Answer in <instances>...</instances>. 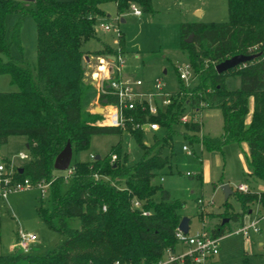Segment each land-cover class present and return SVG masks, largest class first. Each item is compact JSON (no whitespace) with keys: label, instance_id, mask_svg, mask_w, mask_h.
I'll return each instance as SVG.
<instances>
[{"label":"trees","instance_id":"trees-1","mask_svg":"<svg viewBox=\"0 0 264 264\" xmlns=\"http://www.w3.org/2000/svg\"><path fill=\"white\" fill-rule=\"evenodd\" d=\"M113 2L119 16L129 13L132 3L141 8L142 14L155 13L152 0H35L31 10L23 1L0 0V76L8 74L10 82L19 88L0 91V148L10 136L27 137L30 158L17 169L14 179L28 178L34 184L56 179L47 192L51 208L41 203L37 212L45 225L64 238L42 255H0V264H152L163 258L168 248L174 250L184 205L173 200L157 179L172 172L170 154L187 100L191 106L203 101L205 110L220 111L223 133L219 137L202 135L200 139V125L185 124L181 125L184 138L191 145L202 143L205 150L221 154L226 145L247 143L249 175L264 185V0H227V21L181 24L180 49L189 55L194 79L190 87L185 86L175 68L178 89L184 97L150 118L165 130L164 136L159 139L154 134V142L146 145L142 131L129 128L127 132L143 151L140 161L130 165L118 141L99 159L95 154L87 162L71 163L75 170L68 189H63L67 182L54 169V161L67 143L71 142L73 154L79 153L91 147L95 135L124 131L99 125L104 115L88 110L96 90L87 79V62L92 56L117 52L106 43L97 51H88L85 46L91 40H100L98 19L107 17L102 6ZM20 13L30 14L37 26L33 69L10 55L13 45L23 49L20 24L8 38L5 19L8 14ZM192 35V42L187 43ZM120 44L123 48V37ZM239 54L256 56L224 73L217 72L219 63ZM6 56L9 59L4 61ZM251 98L253 113L247 123ZM99 99L102 104L105 99L108 104L117 101L110 94H101ZM114 155L116 160L112 161ZM234 195L242 212L233 213L228 220L242 226L251 204L257 201L264 206V192L259 196L236 190ZM135 200L141 203V209L133 207ZM230 221L220 222L212 233H229ZM262 259L264 264V254ZM242 264L253 263L245 257Z\"/></svg>","mask_w":264,"mask_h":264},{"label":"rangeland","instance_id":"rangeland-1","mask_svg":"<svg viewBox=\"0 0 264 264\" xmlns=\"http://www.w3.org/2000/svg\"><path fill=\"white\" fill-rule=\"evenodd\" d=\"M71 1V0H59ZM26 8L33 9L32 2H24ZM155 13H145L141 17L129 15L120 22L119 27L125 36V46L127 54L125 55V67L134 71L137 75L144 79L163 78L167 81L169 88L176 86V72L174 64H184L189 62V55L186 51L180 49L181 34L180 27L183 23H209L223 22L228 17L227 0H152ZM105 9L111 14L115 13V5L112 3L104 4ZM108 21L114 22L111 19ZM20 24V37L23 49L18 46L11 47L10 55L18 62L29 63L32 69L37 61V26L30 14H8L5 19L7 25V37H11V33L17 24ZM98 22L96 30H103ZM100 33V32H98ZM97 33V35H98ZM107 40L114 46L118 44V38L114 35V41ZM88 49L98 47V41H89ZM121 45V44H120ZM122 47V46H121ZM4 61L9 57H3ZM97 57L92 56L87 62V79L92 84V74L98 71ZM165 70L168 71L165 74ZM125 71V70H124ZM105 84H107L105 82ZM93 85V84H92ZM95 100L91 102L88 110L95 112V107H101L103 104L99 99L96 87ZM19 88L10 82L8 74L0 76V91L12 92ZM96 113V112H95ZM222 116L218 111L210 110L205 112L203 125L206 130L213 135H219L222 127ZM178 135L174 138L173 153L166 149V153L170 154L172 162V174L165 173L159 177L157 181L163 185V188L171 192L172 198L184 203L182 213L191 219V232H196L204 224L200 215L203 213L197 205L198 199L204 202L213 201L212 206H207L205 214L206 225L209 228L216 227L224 219L232 218L233 211H238L241 205L235 200V196L230 198L233 208L225 207V195L222 189L223 185H229L231 188L247 182L246 177L249 176L245 172V152L239 144H229L224 148L223 154L216 151H207L203 149L201 144L195 143L191 145L183 136L185 129L179 125ZM165 130L158 133L148 132L143 134L142 142L144 144H152L154 142V134L161 139ZM121 141L123 153L128 156V163L133 165L140 161L143 151L137 144L134 136L127 131L122 134H101L93 136L89 150L83 152H75L71 162L76 160L89 159L91 154L106 155L111 148ZM188 145L194 152L188 155L183 146ZM0 154L4 157L9 156L13 162L20 164L18 155L20 152H28L25 146L24 138L13 135L9 138L8 143L0 148ZM196 153V154H195ZM5 163L4 161H0ZM10 167V166H8ZM58 174L66 177V171H58ZM188 174L194 175L189 177ZM203 174L201 180L196 175ZM163 178V180H162ZM249 177V194L259 195L262 191L258 187L259 180ZM252 180V181H251ZM70 180L64 185L63 189H68ZM260 196V195H259ZM157 199L159 196L156 197ZM44 207L51 208L50 195L37 189L25 190L10 194L5 202H0V255H11L21 253L16 250V234L18 229L33 232L37 235L38 244L32 255H42L43 253L54 249L58 244L63 242L64 238L58 232H53L47 225L40 220L37 207L40 204ZM256 204L254 202L251 207ZM216 214L213 212H219ZM217 216V217H216ZM230 221V220H229ZM218 223V224H217ZM229 225L232 230L241 227L240 223L231 220ZM260 232L251 233L250 241H246L243 235L233 233L224 237L220 242V255L216 264H242L245 255H250L253 264H263L262 254L264 253V221L260 222ZM231 230V231H232ZM263 247V249H261ZM20 264H28L22 261Z\"/></svg>","mask_w":264,"mask_h":264},{"label":"built area","instance_id":"built-area-1","mask_svg":"<svg viewBox=\"0 0 264 264\" xmlns=\"http://www.w3.org/2000/svg\"><path fill=\"white\" fill-rule=\"evenodd\" d=\"M129 12L135 16H141V8L132 3ZM120 18H115L114 22L101 23L100 26L107 32H111L113 36L118 38L116 46V54L112 55L114 61L109 59V56H99L97 58L98 65L95 73L92 74V84L96 87L99 98L101 94H110L117 98L116 103L103 105L104 119L99 125L109 127H120L124 131L130 129L141 130L142 133L154 132L158 133L162 130L160 124L151 121V116H158L160 112L165 111L169 106L175 102L180 101L184 96L179 92L178 83L175 89H170L164 79L157 78L151 82H145L141 78L129 77L124 74L125 69V53L120 45L122 31L119 27ZM177 75L185 86L190 87L194 79V69L189 62L184 64H177ZM105 82L107 84H105ZM109 87V91L106 90ZM207 104L203 101L195 102L191 106L187 100L185 102V111L180 116L181 125L198 123L201 127L199 132L200 139L203 135V118ZM129 113V114H128ZM202 147L203 144L200 143ZM183 150L188 155H193L194 152L188 145L183 146ZM19 159L24 161L30 158L29 153H20ZM95 154L90 155L93 159ZM116 160V156H112V161ZM75 168L71 165L66 171V182L71 179ZM17 168L14 166L8 167L7 164L0 162V201H7L10 194L17 192H24L25 190L37 189L41 194L45 195L49 188L56 180L55 178L49 181L42 180L33 183L30 179L20 181L14 179ZM191 175V174H188ZM97 177V176H95ZM237 191L247 193L250 188L247 183L240 184L236 187ZM204 218V213L207 211V206H212L213 201L204 202L203 199L197 200ZM133 207L142 208L141 203L135 200ZM147 215V213H144ZM264 221V206L260 204L259 209L253 212L248 220L237 230L229 231L223 235H214L211 230L207 228L206 222L203 220V226L196 232L184 233L177 227L175 237L177 238V246L174 250L168 248L163 258L152 264H185L187 261L190 264H213L215 258L220 254L221 240L229 236V234L237 233L243 235L245 238H250L251 233L260 232V222ZM17 249L27 255L32 253L39 241L37 235L33 232L24 231L19 228L17 232ZM178 248H180L178 250ZM113 264H122L119 261ZM144 264V263H140Z\"/></svg>","mask_w":264,"mask_h":264},{"label":"crops","instance_id":"crops-1","mask_svg":"<svg viewBox=\"0 0 264 264\" xmlns=\"http://www.w3.org/2000/svg\"><path fill=\"white\" fill-rule=\"evenodd\" d=\"M112 4H114L115 5V3L113 2ZM105 5L103 4V9H104V11L106 12V14H107V17H101V18H99L98 19V22L99 23H110V21H108V19H111L112 21H114V19L115 18H120V22H122V23H125L126 22V20H124V18H126L127 16H129V15H133V14H131L130 12L129 13H125V14H122V15H118L117 14V5H115V9H116V11H115V13H113V14H111L110 12H108L106 9H105V7H104ZM144 14H142L141 16H143ZM133 16H135V15H133ZM141 16H136V17H141ZM123 20H124V22H123ZM103 29V28H102ZM122 31V30H121ZM97 32H100V33H98V37L100 38V40L98 41V47L97 48H95V49H88V44L90 43V42H88L87 44H86V46H85V48L88 50V51H97V50H99V49H101L103 46H102V43H106V44H108L112 49H114V48H116V46H114V44L115 43H113V45L107 40V38H109V39H111L110 38V36L112 37V40L114 41V36H113V34L111 33V32H107V31H105L104 29L101 31H99V30H97ZM122 36H123V33H122ZM123 40H124V46H123V48H122V50L124 51V53H125V55L127 54V51H126V46H125V36L123 37ZM97 41V40H96ZM110 56H112V55H109V57ZM90 61V60H89ZM174 66V70H175V68H176V65L174 64L173 65ZM125 71H124V74L125 75H127V76H129V77H135V78H141V79H143L145 82H151L152 83V81H154L155 79H153V80H146V79H144V78H142L141 76H139V75H137L134 71H132V70H128L126 67H125V69H124ZM168 73V71L167 70H165V74H167ZM167 82V81H166ZM176 85H177V81H176ZM169 87V86H168ZM175 88H176V86H175ZM175 88H173V89H175ZM171 89V88H170ZM172 89V90H173ZM253 104H254V102H253V98H251V100H250V110H251V113H250V115L248 116V118H247V123H249L250 122V120H251V116H252V113H253ZM102 108H103V113H104V107L103 106H101ZM101 107H95L94 108V111L97 109V108H101ZM211 111L212 110H215V109H210ZM210 110H208L207 111V114L210 112ZM215 111H218V110H215ZM220 114H221V112L220 111H218ZM102 113V114H103ZM104 115V114H103ZM222 116V115H221ZM222 122H223V120H222ZM222 126H223V123H222ZM202 127H203V135H206V136H212V137H219L220 135H222V133H223V129L220 131L221 133L219 134V135H213L212 133H209L207 130H206V127L204 126V125H202ZM223 128V127H222ZM11 137V136H10ZM9 137V138H10ZM21 137H23L24 138V142H25V146H26V148H27V137L26 136H21ZM93 138V137H92ZM9 140V139H8ZM148 145V144H147ZM241 148L244 150V152H245V155L246 154H248V150H249V148H248V144L247 143H242V145H241ZM28 149V148H27ZM203 149H205L204 147H203ZM1 150V149H0ZM89 150V149H88ZM20 153H24V152H20ZM26 153H29V152H26ZM196 154V153H195ZM97 155H99V154H97ZM245 155H244V157H245ZM99 156H101V155H99ZM19 158V157H18ZM20 160V159H19ZM87 160H89V159H85V160H83V159H81V160H79V161H84V162H87ZM245 172H246V174L247 175H249V170H248V167H247V158L245 157ZM0 161H4L5 162V164H7L8 166H14L15 168H20V167H22V165L24 164V161H22V160H20V164H16L15 162H13V160L9 157V156H7V157H4L3 155H1L0 154ZM171 169H172V167H171ZM173 172H171V174H172ZM189 177H194V175H188ZM198 178H200L201 180L203 179V177H204V175L203 174H198V175H196ZM249 177H250V175L249 176H247L246 177V179H247V182H245V183H247L248 184V186H249ZM252 179V178H251ZM162 180H163V178H162ZM252 181V180H251ZM259 182V184H258V187L261 189V191L262 192H264V185L260 182V181H258ZM161 184V183H160ZM162 185V184H161ZM162 187H163V185H162ZM231 188V187H230ZM232 190H233V193H232V195H230L229 197H228V200H226L225 199V202H229L228 204V206L230 207V208H233L234 209V206H233V204H231L230 203V198L232 197V196H235L234 194H235V189L234 188H232ZM169 191V190H168ZM170 192V191H169ZM170 194H171V192H170ZM171 198H172V195H171ZM173 199V198H172ZM173 200H175V199H173ZM235 200H236V197H235ZM178 201V200H177ZM237 202H238V200H236ZM1 202V201H0ZM4 202V201H3ZM6 202V201H5ZM181 203V202H180ZM239 203V202H238ZM225 204V203H224ZM260 204L261 203H259V204H256V206H252L251 208H250V210H249V212L247 213V214H245L244 215V217H243V219H244V221H246V220H248V217L251 215L252 216V214H253V212H255L257 209H259V206H260ZM183 205H184V203H183ZM241 205V204H240ZM185 206V205H184ZM225 207L227 208V206L225 205ZM184 208V207H183ZM240 209H237L238 211H233V212H235V213H238V212H242V206L241 207H239ZM213 213H216V214H221L222 212L221 211H219V212H213ZM183 214V213H182ZM183 216H187V215H184L183 214ZM187 217H189V216H187ZM217 217V216H216ZM190 219V218H189ZM202 220H204L205 222H206V220H205V215H204V218H202ZM190 221H191V219H190ZM191 223H192V221L190 222V226H191ZM218 224V223H217ZM207 228L209 229V230H213V228H209L208 226H207ZM190 230H191V227H190ZM38 238V237H37ZM245 240L246 241H250V238H245ZM16 241H17V234H16ZM38 244H40V242L38 243ZM16 250H18L17 249V243H16ZM180 248H178V250H179ZM261 249H263V247H261ZM264 254V253H263ZM220 255V254H219ZM245 257H249L250 259H251V257H250V255H245ZM218 258H219V256L217 257V258H215V260H214V262H213V264H216L217 262H218Z\"/></svg>","mask_w":264,"mask_h":264},{"label":"water","instance_id":"water-1","mask_svg":"<svg viewBox=\"0 0 264 264\" xmlns=\"http://www.w3.org/2000/svg\"><path fill=\"white\" fill-rule=\"evenodd\" d=\"M18 1L32 2V3L35 2V0H18ZM123 22H124V20H123ZM192 38H193V35L190 38L186 39V42L187 43H191L192 42ZM255 56H253V55L249 56V55H244V54H239V55L233 56L231 58H228V59L224 60V62L219 63L216 66V70H217L218 73H224L225 71H228L230 69H233L235 67L240 66L241 63L249 62V61L255 59ZM109 59L112 60V61L115 60L113 56H110ZM85 63L86 62L84 60L82 62V67L85 66ZM103 104L104 105L108 104L107 99H105L103 101ZM95 112L98 113V114H102L103 113V108L102 107L101 108H97L95 110ZM72 157H73V146L71 145V142H70V143H67L65 148L56 156L55 161H54V169L58 170V171H67L69 169V167L71 166ZM96 158L99 159L100 156L97 155ZM222 189L224 191L225 199L228 200V197L230 195H232V193H233L232 188H230V186L227 184V185H223ZM228 221L229 220L224 219L223 223H227ZM190 222L191 221H190L189 217L183 216L182 220H181V223L179 225V229L181 231H183L184 233H188L189 229H190Z\"/></svg>","mask_w":264,"mask_h":264}]
</instances>
